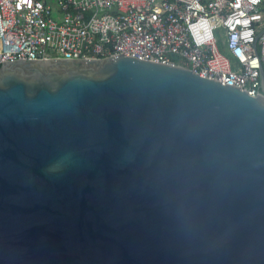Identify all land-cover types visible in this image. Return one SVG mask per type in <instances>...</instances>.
<instances>
[{"label": "water", "instance_id": "95a60500", "mask_svg": "<svg viewBox=\"0 0 264 264\" xmlns=\"http://www.w3.org/2000/svg\"><path fill=\"white\" fill-rule=\"evenodd\" d=\"M256 95L121 54L0 61V264H264Z\"/></svg>", "mask_w": 264, "mask_h": 264}, {"label": "built area", "instance_id": "2783aa9c", "mask_svg": "<svg viewBox=\"0 0 264 264\" xmlns=\"http://www.w3.org/2000/svg\"><path fill=\"white\" fill-rule=\"evenodd\" d=\"M262 27L264 0H0V61L122 53L256 95Z\"/></svg>", "mask_w": 264, "mask_h": 264}, {"label": "rangeland", "instance_id": "374dc122", "mask_svg": "<svg viewBox=\"0 0 264 264\" xmlns=\"http://www.w3.org/2000/svg\"><path fill=\"white\" fill-rule=\"evenodd\" d=\"M47 3H50V4H54L55 3V0H45ZM220 48L223 52L226 53V51L224 50V48L222 47V45H220Z\"/></svg>", "mask_w": 264, "mask_h": 264}]
</instances>
